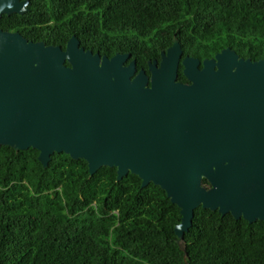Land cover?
I'll return each instance as SVG.
<instances>
[{"label": "water", "instance_id": "1", "mask_svg": "<svg viewBox=\"0 0 264 264\" xmlns=\"http://www.w3.org/2000/svg\"><path fill=\"white\" fill-rule=\"evenodd\" d=\"M28 4L0 0V18ZM129 58L92 53L75 36L62 49L0 29V146L37 150L43 168L63 153L90 176L115 168L116 181L130 173L159 187L180 210L184 257L199 207L264 222V60L230 48L182 59L176 38L149 74Z\"/></svg>", "mask_w": 264, "mask_h": 264}, {"label": "trees", "instance_id": "2", "mask_svg": "<svg viewBox=\"0 0 264 264\" xmlns=\"http://www.w3.org/2000/svg\"><path fill=\"white\" fill-rule=\"evenodd\" d=\"M0 29L62 49L75 36L100 56L130 54L126 64L147 74L173 38L182 59L202 63L230 48L264 60V0H29ZM178 81L187 82L181 65ZM38 155L0 146V264H264V222L199 207L184 257L180 210L159 187L142 188L130 173L116 181L115 168L90 176L84 160L63 153L43 168Z\"/></svg>", "mask_w": 264, "mask_h": 264}]
</instances>
